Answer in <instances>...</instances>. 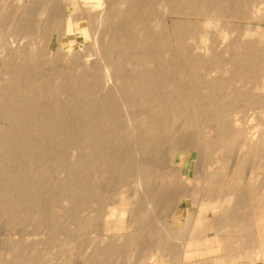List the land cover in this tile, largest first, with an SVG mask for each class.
<instances>
[{
  "label": "rangeland",
  "instance_id": "374dc122",
  "mask_svg": "<svg viewBox=\"0 0 264 264\" xmlns=\"http://www.w3.org/2000/svg\"><path fill=\"white\" fill-rule=\"evenodd\" d=\"M200 1L0 0V264H197L226 247L219 235L223 240L226 235L225 241L232 243L226 245L234 248L238 227L228 214L237 212V221L246 211L242 201L231 212L221 209L223 197L215 191L244 153L242 165L248 173L244 170L243 183L252 185L248 175L259 167L253 143L264 136V102L257 100L264 95V66L247 60V79L239 81L232 77L238 67L230 66L231 55L223 47L235 38L242 46L256 42L241 31L258 27L248 15L261 3L248 0L241 19L220 15L218 27L227 30L226 38L211 29L218 60L205 69L201 37L207 19ZM212 78L221 81L218 94L224 103L234 91L242 100L236 120L221 124L201 117L202 82ZM143 92L168 103L159 106ZM236 131L240 134L231 136ZM170 140L171 145L198 143L204 148L199 179L194 178L195 149L179 151L181 183L166 172L168 165L161 163H167L163 151ZM142 170L158 173L146 179ZM211 191L222 198H215L216 211L208 208L203 224L192 230L194 236L184 217L195 216L201 197ZM118 204V212H125L120 215L123 224H117L121 228L115 227L119 213L112 211ZM210 215L213 220L220 216V222ZM205 224L215 230L203 231ZM206 234H217L212 252L187 247Z\"/></svg>",
  "mask_w": 264,
  "mask_h": 264
},
{
  "label": "bare ground",
  "instance_id": "6f19581e",
  "mask_svg": "<svg viewBox=\"0 0 264 264\" xmlns=\"http://www.w3.org/2000/svg\"><path fill=\"white\" fill-rule=\"evenodd\" d=\"M102 1H105V0H102ZM107 1V0H106ZM97 2V1H96ZM200 2H202V7H203V13H205V17H206V21L204 22V29L202 30V41H203V46H202V50H201V55H202V63L201 62H199V63H201V66L203 67V68H205V69H207V67H208V64H209V62H213V64H215L216 62H217V60H218V57H217V53L215 52V49H214V45L216 44L215 42H216V40H215V36H212V34H211V29L213 30V32H214V34H218V36L220 37V38H222V39H225L226 38V33H227V30H222V31H220L219 30V27H218V20H220L219 18L221 17V16H223V18H225V17H227L228 19L229 18H235V19H241V18H244V17H246L245 16V14H244V12H245V9H246V5H247V3H248V0H228L227 2L228 3H226V0L224 1V0H201ZM259 3H261V4H258L256 7H254L253 9H252V12H251V14L250 15H248L249 17H251L253 20H256L257 21V23H258V27H256V28H246L245 30H243V31H241L242 32V34H243V36H249L250 34L251 35H253V36H255V39H256V42L254 43V44H252L251 46H242L241 44H240V42L238 41V38H235V39H230V40H227L226 41V43H225V47H223V50L228 54V55H231V61L229 62L230 63V66H233V67H235V66H237L238 68H235V71L232 73V77L233 78H238L239 79V81H244V80H246L247 78V71L245 70V66H246V61L248 60L249 61V64H255V66H258V62H259V64H261V66H264V26H262L261 24H259V22L261 23V22H264V0H259L258 1ZM201 5V4H200ZM103 7V6H102ZM106 7V6H105ZM104 7V8H105ZM106 9V8H105ZM108 10V9H107ZM107 10H104V12L105 11H107ZM98 12H99V10H98ZM103 12V11H102ZM103 12V13H104ZM106 13H108V12H106ZM105 13V14H106ZM100 14H101V12H100ZM98 15L97 14V16H100V19H101V21H102V18L103 17H101V16H103L102 14L101 15ZM222 14V15H221ZM221 15V16H220ZM105 16H107V14L105 15ZM247 16V17H248ZM108 17V16H107ZM107 17L105 18V19H107ZM201 34V33H200ZM112 40V39H111ZM223 42H224V40H222ZM114 43H115V41H114ZM113 43V44H114ZM116 46V45H115ZM214 49V50H213ZM233 78H231V80L233 79ZM262 78V80H263V83L260 85V87H261V89L262 90H264V77L262 76L261 77ZM220 80L218 79V78H212V80L209 82V80H205V82L203 81L202 83H203V91H202V93H201V96H200V109H199V111H200V113H201V117H203L204 118V120L205 121H208V122H212V123H221V124H224V121H226V120H228L229 118H231V117H233L235 120L237 119V117H239L241 114H240V111L242 110V109H237L236 107L238 106V104L242 101L241 99H240V97L239 96H236V92L234 91V93H232L234 96H231V98L228 100L229 101V103H224L223 101H222V99H221V96L218 94V89L220 88ZM146 90V89H145ZM143 91V90H142ZM147 91H148V88H147ZM150 91V90H149ZM150 93V92H149ZM142 94H148V93H142ZM149 95V94H148ZM147 95V96H148ZM150 96V95H149ZM146 97V96H145ZM151 97V96H150ZM149 97V98H150ZM153 97V98H152ZM151 98L152 99H154V94H153V96H152ZM159 97V96H158ZM157 97V95H156V98L154 99L155 100V102L157 101L158 103H157V105L159 104V106H162V105H166V103H168V100H167V102L166 101H164L165 100V98L162 100V98H160L159 100L157 99L158 98ZM148 98V97H147ZM258 99V101H260V102H264L263 100H264V95H261V96H259V97H257ZM146 99V98H145ZM157 99V100H156ZM172 101H173V99L172 98H170ZM170 99H169V101H170ZM188 99V98H187ZM147 100V99H146ZM154 100H153V102H154ZM148 101H150V99H148ZM147 101V102H148ZM152 101V100H151ZM185 101V100H184ZM154 102V103H155ZM174 102V101H173ZM172 102V103H173ZM176 102V101H175ZM175 102H174V104H175ZM171 103V102H170ZM169 103V104H170ZM180 103V102H179ZM183 103V102H182ZM182 103H181V106H182ZM174 104H171V105H174ZM177 104H178V102H177ZM177 104H175V105H177ZM185 104V103H184ZM155 105V104H154ZM168 105V104H167ZM188 105H190V104H188ZM170 106V105H169ZM168 106V107H169ZM184 106V105H183ZM182 106V107H183ZM187 106V105H186ZM185 106V107H186ZM198 106H199V104H198ZM197 106V107H198ZM164 107V106H163ZM175 107V106H174ZM180 106H178L177 108H179ZM181 107V108H182ZM184 107V108H185ZM191 107H193V106H191ZM160 108V107H159ZM158 108V109H159ZM169 108H173V107H169ZM168 108V110H170ZM189 108V107H188ZM188 108H186V109H188ZM194 108H196V107H194ZM193 108V109H194ZM199 108V107H198ZM156 109V107L154 108V110ZM157 109V110H158ZM190 109V108H189ZM167 110V111H168ZM173 110V109H172ZM175 110V109H174ZM177 110H179V109H177ZM182 110H184V109H182ZM195 110V109H194ZM193 110V111H194ZM181 111V110H180ZM190 111V110H189ZM192 111V110H191ZM153 112H155V111H153ZM152 112V113H153ZM171 112V114H172V111H170ZM170 112L168 113V114H170ZM174 112V111H173ZM175 112H176V110H175ZM185 112V111H184ZM184 112H182L183 114H185ZM158 113V112H157ZM161 113V112H160ZM165 113H166V111H165ZM177 113V112H176ZM182 113H180V114H182ZM189 113V112H188ZM187 113V114H188ZM191 113V112H190ZM194 113V112H193ZM193 113H191L190 115L191 116H193L192 114ZM154 114H156V113H154ZM152 115L153 117L155 116V115ZM175 114V113H174ZM178 116H179V114H177ZM189 115V114H188ZM195 115V114H194ZM200 115V114H199ZM158 116H160V115H158ZM163 116V115H162ZM170 116V118H171V120H172V116L171 115H169ZM167 117H168V115H167ZM174 117H175V115H174ZM185 117V116H184ZM187 117V116H186ZM194 118H195V116H193ZM192 117V118H193ZM151 118V117H150ZM160 118V117H159ZM162 118V117H161ZM160 118V119H161ZM169 117H168V119H170ZM176 118H177V116H176ZM188 118L189 117H187L186 118V120H188ZM164 119V118H163ZM163 119L161 120V126H162V123H163ZM151 120H152V118H151ZM153 120H155V119H153ZM158 120V119H157ZM167 119H165V121H166ZM156 121V120H155ZM155 121H151V124L152 123H154ZM165 121H164V124H166L165 123ZM189 121H190V119H189ZM189 121H187V122H189ZM193 121H194V119H193ZM192 121V119H191V121L190 122H193ZM170 122V121H169ZM185 122V121H184ZM183 122V124H185V126H187V124L186 123H184ZM160 123V122H159ZM148 124H150L149 122H148ZM150 124V125H151ZM157 124H158V122H157ZM153 125V124H152ZM151 125V126H152ZM159 125V124H158ZM158 125H157V127H158ZM167 125H168V123H167ZM192 125H193V123H192ZM191 125V126H192ZM149 126V125H148ZM151 126H149V129H150V127ZM164 126V125H163ZM188 126H189V123H188ZM187 126V127H188ZM193 126H195V124L193 125ZM219 126V125H218ZM225 126V125H224ZM154 127H156V126H154ZM160 127V126H159ZM170 127H172V126H169V129H170ZM222 128H223V125L221 126ZM161 128V127H160ZM219 128V127H218ZM148 129V128H147ZM148 129V130H149ZM154 128H152V130H153ZM165 129V128H164ZM188 129H189V127H188ZM221 129V128H220ZM151 130V131H152ZM160 130H162V129H159V134H160ZM171 130V129H170ZM146 131V130H145ZM150 131V130H149ZM154 131H156V129H154ZM224 131V130H223ZM148 132V131H147ZM157 132V131H156ZM146 133V132H145ZM158 133V132H157ZM157 133H156V135H157ZM223 133V132H222ZM221 133V134H222ZM152 134V133H151ZM150 134V135H151ZM159 134H158V137H159ZM230 134V133H229ZM238 134H240V132L239 131H236V133H232V135L231 136H238ZM263 134V133H262ZM150 135H149V138H150ZM229 135V136H230ZM254 135V134H253ZM258 135V134H257ZM152 136L154 137L155 135H153L152 134ZM259 136V135H258ZM260 137V136H259ZM152 138V137H151ZM155 138V137H154ZM232 137H230V139H231ZM234 138V137H233ZM254 138V137H253ZM252 138V140H254ZM262 138H264V136H261V138H259V140H260V142H259V144L257 143V140H256V143H253V144H256L257 146H255L256 148H254L253 150H254V158H255V160L256 161H259L258 162V165H259V167H258V169L255 171L254 170V172L253 173H251V175L249 174L248 176H250L251 178V186H247L248 184L245 182V183H243L244 182V180H245V176H247L246 174H244V173H248V172H246V170H245V168H243V160L244 159H246L245 157H244V155L246 156V153H244V155H242L243 157H244V159H243V157L242 158H240V161L238 162V163H236V165H235V168L233 169V170H231L228 174H227V176H229V178H226L227 176H224L225 177V180L227 179V182H225V180H224V178H223V180H224V182H225V184L223 185L222 183H221V187L218 189L217 188V190L215 191V187L214 188H212V189H210V190H213V191H215V192H217V194L219 193L220 194V196H222L223 197V201L222 202H224V203H222L220 200V203L223 205L224 204V207L222 206L221 207V209L222 208H224V210H226L225 208H227V212H228V210L231 212L232 211V207H234L235 206V204L236 203H238V204H240V201H242V211H246V213L245 214H243L242 213V215H239L238 214V216H236V217H238L237 218V221L235 220L236 218L234 217L235 215H236V213L237 212H235V211H233V212H235L234 214H233V212H231L230 214H228V213H226V214H228V215H230V217L232 218V219H230V221L232 220V222H233V220L235 221V223H236V227H238V231H236L238 234H236V237L238 238H233L232 236H230V237H232L233 239H235V242H236V245H231L232 247H234V248H229L230 246H228V245H226L228 242H229V240L226 242L225 240L227 239V237H226V235H224L225 236V240H223L224 238L221 236V235H219V239H221V241H220V245H223V246H226V247H224V249L222 248V250H221V253H218L216 250L215 251H213L214 253H217V254H219L218 256H217V254H216V257H214V256H212L213 258H211V259H206L205 261L203 260V262L201 263V261H200V263L197 261L196 263L198 264H264V174H263V171H262V169H263V166L261 165L260 166V164L262 163V162H264V140L262 139ZM156 139V138H155ZM235 139V138H234ZM154 139H152V141H153ZM258 140V141H259ZM170 141H172V140H170ZM188 141H190V140H188ZM255 141V140H254ZM154 143H155V140L153 141ZM153 142H151V144L153 143ZM167 142H169V141H167ZM174 141H172L171 143H170V146H168L166 143V145L168 146H166V149L165 148H163V150L165 149V151H163L164 153H165V159H166V161H167V163L166 162H163V160H162V157L163 156H161L160 157V159L162 160V163L161 164H163V163H165V164H167L166 166H167V168H166V172H168V173H170V176H171V174H172V176H174V177H176L175 179H177L175 182H182V172H181V166L180 165H178L177 164V162H178V158H179V151H182V150H184V151H186V148H189V149H195L196 151H197V157L196 156H194V157H196V161H197V165H196V169H195V174H194V178L195 179H199V177L197 176V171L199 170V169H201V168H199L198 169V165H202V164H204V162L206 161V152L204 151V148H202V147H200L199 146V144L197 143V146L196 147H194L193 145L195 144H193V145H191L190 146V144L187 146V145H183V144H173V145H171L172 143H173ZM147 144L146 145H144V146H147L148 147V143H150V141H148V142H146ZM159 143V141L156 143V144H158ZM183 143V142H182ZM186 143V142H185ZM188 143V142H187ZM150 144V145H151ZM161 144V143H160ZM164 144V143H163ZM162 144V145H163ZM192 144V143H191ZM253 144H251V145H253ZM155 144H152V146H154ZM196 145V144H195ZM156 146V145H155ZM159 146V145H158ZM146 147V148H147ZM165 147V146H164ZM251 147V146H250ZM249 147V148H250ZM253 147V146H252ZM143 148H145V147H143ZM157 148V147H156ZM248 148V149H249ZM141 149V148H140ZM160 149H162V146H161V148ZM160 149H158V150H160ZM252 149V148H251ZM147 150L148 151H153L152 150V148L149 150V148H147ZM154 150H156V149H154ZM139 151H142V150H139ZM144 151V150H143ZM142 151V153H145V151L143 152ZM157 151V150H156ZM159 152V151H158ZM250 152V151H249ZM137 153V152H136ZM146 153H147V151H146ZM161 153H162V151H161ZM150 154V153H149ZM151 154H153V153H151ZM154 155H155V153H154ZM161 155V154H160ZM249 155V153L247 154V156ZM250 155H252L251 154V152H250ZM154 157V156H153ZM159 157V156H158ZM241 157V156H240ZM156 157H154V159H155ZM248 158H250L249 156H248ZM164 159V158H163ZM127 160V159H126ZM247 160V159H246ZM249 160V159H248ZM125 161V160H124ZM130 161V160H129ZM131 162V161H130ZM250 162H252L253 163V161L251 160ZM124 163H126V162H124ZM245 163V162H244ZM256 163V162H255ZM254 163V164H255ZM127 164V163H126ZM125 164V165H126ZM160 164V165H161ZM247 164V162L245 163V165ZM262 164H264V163H262ZM129 165V164H128ZM141 165H143V164H141ZM151 165V164H150ZM155 165V164H154ZM159 165V166H160ZM245 165H244V167H245ZM256 165V164H255ZM127 166V165H126ZM148 165L147 164H145V167H147ZM157 166V165H156ZM158 166V167H159ZM248 166V165H247ZM252 166H253V164H252ZM257 166V165H256ZM141 167V166H140ZM143 167V166H142ZM150 167V166H149ZM163 167H165V165L163 166ZM162 167V168H163ZM148 168V167H147ZM222 168V167H221ZM150 169V168H149ZM149 169H147V170H149ZM235 169H237V170H235ZM250 169H251V165H250ZM143 170H144V168H143ZM142 170V173L143 174H146V175H144V178H152V177H154L155 176V174H153L154 172H156V171H154L153 172V170H152V172L150 171H148L147 173H145V171H143ZM244 170H245V172H244ZM200 171V170H199ZM162 172H164V170H162ZM244 172V173H243ZM251 172V171H250ZM249 172V173H250ZM157 173L158 172H156V176H157ZM154 176H153V175ZM224 174H226V172L224 173ZM245 175V176H244ZM141 176V175H140ZM171 176V177H172ZM214 176V175H213ZM142 177V176H141ZM141 177H139V178H141ZM187 177V176H186ZM197 177V178H196ZM214 177H216V176H214ZM213 177V178H214ZM245 177V178H244ZM173 178V177H172ZM143 179V178H142ZM174 179V180H175ZM185 179H190L189 177H187V178H185ZM136 180H138V179H136ZM150 180V179H149ZM248 180V179H247ZM246 180V181H247ZM140 181H142L141 179H140ZM151 181V180H150ZM208 181H210L211 182V180H208ZM138 182V181H137ZM146 182H147V180H146ZM146 182H144L143 183V185L146 183ZM207 182V181H206ZM220 182V181H219ZM218 182V183H219ZM222 182V181H221ZM223 182V183H224ZM249 182V181H248ZM139 183V182H138ZM149 183H151V182H149ZM148 183V184H149ZM214 183H215V181H214ZM231 183V184H230ZM242 183V184H241ZM140 184H142V183H140ZM170 184V183H169ZM216 184V183H215ZM214 184V185H215ZM145 185H147V184H145ZM153 185V184H152ZM211 185V187H212V184H210ZM210 185H209V187H210ZM213 185V186H214ZM148 187L149 186H151V185H147ZM219 186V185H218ZM145 190V189H144ZM209 190V191H210ZM142 191H143V189H142ZM149 191V190H148ZM147 191V192H148ZM147 192H146V190H145V193L147 194ZM212 192V191H211ZM209 192V194L207 193L204 197L202 196L201 197V199H202V201H201V203H200V207L199 206H197V207H199L198 208V211H197V213H196V215L195 216H192V215H186V217H184L186 220H184V223L183 224H185V222H187V225L186 226H189L188 228H189V232H190V230H191V232L193 233V231L192 230H195V228L194 227H196L198 224H203V222H204V214H205V212L208 210V208H211L210 210H212V211H216L215 209H214V207H215V201H216V199L215 198H217V199H221L222 197H218L217 196V194H214V192ZM143 193V192H142ZM145 193H144V195H145ZM151 193H153V192H151ZM150 193V194H151ZM154 194V193H153ZM153 194H151V195H153ZM218 194V195H219ZM142 195V194H141ZM143 195V196H144ZM148 195V194H147ZM153 196H155V195H153ZM188 196H190V194H188ZM146 198V197H145ZM182 198H185V196H183ZM182 198H180V200L178 201V204L176 205V207L174 208L175 210L173 211V214L176 212V210H177V208L180 206V203H181V199ZM124 199V198H123ZM143 199H144V197H143ZM201 199H199V200H201ZM147 200V199H146ZM121 201V200H120ZM123 201H125V203L123 202ZM122 201V203H123V205L125 204L126 205V200H123ZM144 201H145V199H144ZM214 201V202H213ZM237 201H239V202H237ZM148 202V201H147ZM121 203V202H120ZM214 203V204H213ZM219 203V202H218ZM217 203V204H218ZM219 203V204H220ZM147 204V203H146ZM189 204H195L193 201L192 202H190ZM197 204H199V203H197ZM244 204V205H243ZM119 205V204H118ZM148 206H150L149 204H148ZM119 207H122V205L120 204L118 207H117V209H119ZM151 207V206H150ZM150 207H146V208H149V209H153V208H150ZM220 207V206H219ZM236 208H237V206H235ZM241 207V206H240ZM245 207H246V210H245ZM230 208H231V210H230ZM116 208H114V209H112V211L114 212V210L115 211H120V209L119 210H117ZM124 209V208H123ZM125 210V209H124ZM123 210V211H124ZM210 210H208V211H210ZM220 210V209H219ZM111 211V212H112ZM121 211H122V209H121ZM222 211V210H221ZM214 212H212L213 214H214ZM220 212V211H219ZM218 212V213H219ZM224 212L225 211H222V213L224 214ZM238 212H240L239 210H238ZM115 213V212H114ZM119 213V216H117V223L115 224V227H116V225L118 224V225H122L123 224V222H122V215H124V213H120V212H118ZM118 213H116L115 215H117ZM211 213V212H210ZM221 213V212H220ZM111 214V213H110ZM147 214V213H146ZM213 214H211V215H213ZM221 215V216H226V215ZM120 215L122 216V217H120ZM181 215V214H180ZM210 215V216H211ZM216 215H217V213H216ZM216 215H214L215 216V219L217 218V217H220V216H217L216 217ZM220 215V214H219ZM111 216V215H110ZM213 216V217H214ZM112 217V216H111ZM178 217V216H177ZM227 217H229V216H227ZM114 218V217H113ZM226 218V217H225ZM115 219V218H114ZM210 219H212V216H211V218ZM214 219V220H215ZM218 220H219V218H217ZM220 219H223V218H220ZM226 219H228V218H226ZM213 220V219H212ZM214 220H213V222H214ZM217 220V221H218ZM217 221H215V222H217ZM226 221V220H225ZM229 221V222H230ZM212 222V221H211ZM210 222V223H211ZM219 222H220V220H219ZM223 222V221H222ZM218 223V222H217ZM216 223V224H217ZM227 225H228V220H227V222H225ZM213 224H215V223H213ZM213 224H212V226H210L209 224L207 225V224H205L204 226H203V231H208L209 229H211V228H213ZM215 224V225H216ZM224 224V223H223ZM226 224H225V226H226ZM117 225V228H119L120 226H118ZM214 225V227L215 228H217L216 226ZM230 226L231 225H233V223L232 224H229ZM229 225H228V227H229ZM235 225V224H234ZM234 225L232 226V227H234ZM176 226V225H175ZM185 226V227H186ZM168 228H169V225L167 226ZM176 227H178V226H176ZM184 227V228H185ZM222 227H224V226H222ZM121 228V227H120ZM175 228V227H174ZM184 228H183V230H184ZM187 228V229H188ZM219 228V227H218ZM226 228H227V226H226ZM230 228V227H229ZM228 228V229H229ZM235 228V227H234ZM163 229V228H162ZM177 229V228H176ZM214 229V228H213ZM163 230H165V228L163 229ZM167 230V229H166ZM165 230V231H166ZM172 230H174V229H172ZM178 230V229H177ZM176 230V231H177ZM181 230V229H180ZM179 230V231H180ZM197 230V229H196ZM215 230V229H214ZM233 230V229H232ZM231 230V231H232ZM170 230L168 229V231L167 232H169ZM185 231H186V228H185ZM188 231V230H187ZM202 231V232H203ZM229 231V230H228ZM183 232V231H182ZM190 232V233H191ZM200 231H198L197 233H199ZM230 232V231H229ZM233 232V231H232ZM207 233V232H206ZM218 233V232H217ZM228 233V232H227ZM231 233V232H230ZM229 233V234H230ZM171 234V233H170ZM170 234H168V235H170ZM178 234V233H177ZM194 234V233H193ZM196 234V233H195ZM195 234H194V236H195ZM200 234V233H199ZM203 234V233H202ZM204 235V234H203ZM216 235L217 234H215V235H213V237L211 236H208L207 234L205 235V237H203L202 239H197V240H191L190 241V243L189 242H187L186 244H187V247H193V251L194 252H196L197 250H201L202 249V251H208V249L210 250V249H212L211 247H213V245H212V241L216 238ZM235 235V234H234ZM198 236V235H197ZM227 236H228V234H227ZM200 238H201V236H199ZM229 237V238H230ZM223 238V239H222ZM231 238V242H233L232 239ZM223 240V241H222ZM238 240V241H237ZM187 241H189V240H187ZM216 241V240H215ZM224 241H225V243H224ZM249 241V242H248ZM238 242V243H237ZM248 242V243H247ZM224 243V244H223ZM234 243V242H233ZM247 243V247H244V244H246ZM249 243H250V245H251V247H248V246H250L249 245ZM213 244H214V242H213ZM216 244H218V243H216L215 242V245L214 246H216ZM229 244H232V243H230L229 242ZM235 244V243H234ZM188 245H190V246H188ZM199 245V246H198ZM200 245H201V247H200ZM210 245H212V246H210ZM194 246H195V248H194ZM219 246V245H218ZM222 246V247H223ZM236 246V247H235ZM215 247H213V249H214ZM217 248V247H216ZM220 248V247H219ZM191 251L189 252V253H191L192 252V249L191 248H189ZM204 249V250H203ZM212 249V250H213ZM218 249V248H217ZM189 251V250H188ZM200 251H198V253H199ZM209 252H212L211 250L210 251H208V253ZM198 253H196L197 255H198ZM202 253V252H201ZM207 253V254H208ZM194 255H195V253H193ZM204 253H202L201 255H203ZM200 255V254H199ZM195 264V263H194Z\"/></svg>",
  "mask_w": 264,
  "mask_h": 264
}]
</instances>
